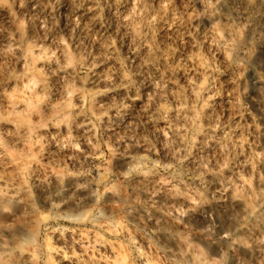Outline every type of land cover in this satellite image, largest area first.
<instances>
[{"label":"rangeland","instance_id":"374dc122","mask_svg":"<svg viewBox=\"0 0 264 264\" xmlns=\"http://www.w3.org/2000/svg\"><path fill=\"white\" fill-rule=\"evenodd\" d=\"M263 161L264 0H0V264H264Z\"/></svg>","mask_w":264,"mask_h":264},{"label":"bare ground","instance_id":"6f19581e","mask_svg":"<svg viewBox=\"0 0 264 264\" xmlns=\"http://www.w3.org/2000/svg\"><path fill=\"white\" fill-rule=\"evenodd\" d=\"M241 12H238V11H233V16L235 17V18H240L241 16ZM259 32V31H258ZM259 34V33H258ZM120 155V158L122 159V161L124 162V164H126V165H132V163L133 162H135L134 160H133V158L129 155V154H126V153H121V154H119ZM118 155V156H119ZM136 161H138V160H136ZM264 162V161H263ZM136 164V163H135ZM196 168V167H195ZM229 173V172H228ZM235 173V172H234ZM238 174V173H237ZM226 176V175H225ZM236 176V175H235ZM234 179V178H233ZM237 179H241L240 178V176L237 178ZM203 180V179H202ZM219 180V179H218ZM215 180V181H213L212 182V180H211V182L209 181V183H211V184H209L208 182V184L210 185V187H208V189H210V191L211 192H213V194H215L216 195V197L215 198H217V200L219 201V200H221V202L222 201H227V199H228V193H227V198L224 196V192H225V188H224V186L227 184V183H229V182H227V183H225V185L224 184H222V183H220L219 181H221V180ZM259 180V179H258ZM203 181H205V180H203ZM202 181V182H203ZM207 181V180H206ZM234 181V180H233ZM72 182V181H71ZM196 182H201V179H198ZM201 182V183H202ZM235 182V181H234ZM233 182V183H234ZM206 185H208L206 182H204ZM237 183H239V181L237 182ZM236 183V184H237ZM261 183V182H260ZM259 183V184H260ZM203 184V183H202ZM204 184V185H205ZM235 184V183H234ZM233 184V185H234ZM81 186V185H80ZM79 186V183H77L76 181H75V183L73 182L71 185L70 184H68V186H66L65 187V193H67V192H74V191H76V190H78V188L80 187ZM4 187V186H3ZM5 187H7V186H5ZM229 187V186H228ZM232 187V186H231ZM239 187V186H238ZM16 187H14V186H12V185H10L9 187H7V188H4V190L2 191V193H0V200H2V202L3 201H5V200H10V201H13V202H15V203H19L20 205H23V206H28L29 205V203L30 202H28L26 199H24L23 198V193L24 192H21V191H19V190H17V189H15ZM43 189V188H42ZM234 189H236V188H234ZM233 189V190H234ZM239 189V188H238ZM79 190H80V188H79ZM23 191V190H22ZM229 191V190H228ZM27 192V191H26ZM25 192V193H26ZM85 192H87V193H89L88 191H85ZM226 192H227V190H226ZM225 192V193H226ZM230 192V191H229ZM161 193V192H160ZM43 194V193H42ZM69 194V193H68ZM147 194V193H146ZM214 196V195H213ZM225 197L226 198V200H225V198H223V197ZM58 197H59V195H58ZM146 198H147V200L149 199V201L151 200H156L155 198H159V196H156L155 194L153 195H151L150 193H148V195L147 196H145ZM231 197H234V196H231L230 195V198ZM236 197V196H235ZM222 198L224 199V200H222ZM240 198V197H239ZM234 199V198H233ZM258 199V198H257ZM60 200V199H59ZM63 200V197H62V199H61V201ZM229 200V199H228ZM235 200V199H234ZM238 200V199H237ZM52 201H53V199H52ZM52 201H51V198H49L48 196L47 197H44V203L46 204V205H49L50 207H52L53 208V211H55V212H58L60 209H61V206H60V203H58L57 205L55 204L54 206H52L53 205V203H52ZM148 201V202H149ZM231 201V200H230ZM59 202V201H58ZM236 202H238V201H236ZM234 203V202H233ZM153 205V204H152ZM155 206V205H154ZM192 206V205H191ZM0 208H2V207H0ZM27 210V209H26ZM173 212V211H172ZM246 212V211H245ZM191 213V212H190ZM61 215V214H60ZM62 215L63 216H67V214H65V213H62ZM137 215V214H136ZM10 216H11V219L12 220H14V214H10ZM101 216V215H100ZM175 217V216H174ZM261 218V217H260ZM11 219H10V221H11ZM152 219V218H151ZM151 219H149V220H151ZM170 219H171V216H170ZM262 220V219H261ZM260 220V221H261ZM153 221V220H152ZM151 221V222H152ZM113 223H115L114 221H113ZM20 224V223H19ZM116 225V224H115ZM241 225V224H240ZM242 226V225H241ZM20 228L23 230L24 229V226H20ZM220 228V227H219ZM242 229H240V230H242V231H246V229H248V231H249V228H246L245 226L244 227H241ZM258 230V229H257ZM1 231V230H0ZM201 231V230H200ZM217 231V230H216ZM247 231V232H248ZM251 231V230H250ZM246 232V233H247ZM245 233V232H244ZM252 233V232H251ZM248 234V233H247ZM253 234V233H252ZM257 234V233H256ZM255 234V235H256ZM224 235V234H223ZM262 235V234H261ZM20 236V235H19ZM211 236V235H210ZM251 236V235H250ZM263 236V235H262ZM257 237H259L258 235H257ZM12 239V238H11ZM17 239V238H16ZM15 239V240H16ZM14 240V241H15ZM9 241V240H8ZM13 241V240H12ZM13 241V242H14ZM252 242H253V240H252ZM14 243H16V242H14ZM184 243V242H183ZM241 243V242H240ZM239 243V244H240ZM253 243H255V246H258V248H259V245H260V242H259V240H258V238L253 242ZM17 245V244H16ZM19 245V244H18ZM10 247H11V245H10V243H8L6 240H5V238L3 237V234L0 232V255L2 254H5V255H8V254H10L9 253V250H10ZM19 247V246H18ZM261 247V246H260ZM22 251H24V250H22ZM165 251V253L166 254H168L169 256H172L174 253H173V251H169V250H167V249H165L164 250ZM179 251V250H178ZM183 251V250H182ZM187 251V250H186ZM20 254V253H19ZM26 255V254H25ZM28 255V254H27ZM176 255H177V253H176ZM17 256V255H16ZM1 257V256H0ZM4 257V256H3ZM178 258H179V255H178ZM1 259V258H0Z\"/></svg>","mask_w":264,"mask_h":264}]
</instances>
